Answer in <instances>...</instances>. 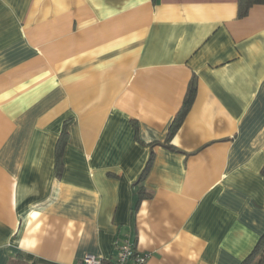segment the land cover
Here are the masks:
<instances>
[{
	"label": "crops",
	"instance_id": "crops-1",
	"mask_svg": "<svg viewBox=\"0 0 264 264\" xmlns=\"http://www.w3.org/2000/svg\"><path fill=\"white\" fill-rule=\"evenodd\" d=\"M263 167L264 5L0 0V264H242Z\"/></svg>",
	"mask_w": 264,
	"mask_h": 264
},
{
	"label": "trees",
	"instance_id": "trees-1",
	"mask_svg": "<svg viewBox=\"0 0 264 264\" xmlns=\"http://www.w3.org/2000/svg\"><path fill=\"white\" fill-rule=\"evenodd\" d=\"M254 5H264V0H238L239 16L240 17L246 16L249 13L250 8ZM195 92H196L195 83H193L189 91L187 100L185 101L183 108L181 110V113L179 114V117L175 120V124L171 128L170 137L174 135V133L179 129V127L183 123L184 117L187 114L194 100ZM61 154L62 152L59 151V158L61 157ZM261 173L264 177V167L262 168ZM255 252H258V254H260V257L256 264H264V234L261 237ZM242 264H254L253 256H251L248 260H246Z\"/></svg>",
	"mask_w": 264,
	"mask_h": 264
},
{
	"label": "built area",
	"instance_id": "built-area-1",
	"mask_svg": "<svg viewBox=\"0 0 264 264\" xmlns=\"http://www.w3.org/2000/svg\"><path fill=\"white\" fill-rule=\"evenodd\" d=\"M149 255L139 252L135 245L129 241H124L119 246V254L111 264H148ZM78 264H108L103 258L87 255Z\"/></svg>",
	"mask_w": 264,
	"mask_h": 264
},
{
	"label": "rangeland",
	"instance_id": "rangeland-1",
	"mask_svg": "<svg viewBox=\"0 0 264 264\" xmlns=\"http://www.w3.org/2000/svg\"><path fill=\"white\" fill-rule=\"evenodd\" d=\"M259 257H260V254H258V255L255 257V259H253V263H254V264H256V263H257V261H258Z\"/></svg>",
	"mask_w": 264,
	"mask_h": 264
}]
</instances>
